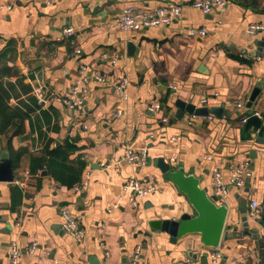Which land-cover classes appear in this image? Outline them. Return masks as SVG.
<instances>
[{"label":"crops","instance_id":"crops-1","mask_svg":"<svg viewBox=\"0 0 264 264\" xmlns=\"http://www.w3.org/2000/svg\"><path fill=\"white\" fill-rule=\"evenodd\" d=\"M192 1L0 0V55L6 56L9 81H22L36 97L42 92V109L54 107L58 115L59 131L48 136L56 145L73 142L78 149L70 159L85 163L79 189L62 187L45 170L46 175L29 173V154L44 143L28 124L20 135L0 136V153L10 156L8 142L28 151L13 164V183H0V264H8L11 241L18 243L24 264H129L136 247L137 264H202L206 252L207 264L211 252L217 264H264V134L244 129L246 103L257 87L252 109L264 126V41L261 33L246 32L264 20V0H226L223 9L208 14L186 7ZM174 4L184 8L167 27L125 33L113 23L127 6L150 11ZM66 27L74 29L73 44L62 36ZM74 48L81 56L73 55ZM82 66L83 105L68 109L61 98ZM96 75L105 81L96 83ZM123 78L125 102L115 90ZM177 100L196 108L224 105V114L178 118ZM156 103L159 109H152ZM119 108L123 116L114 118ZM127 146L146 149L147 164L125 161ZM158 158L194 175L211 196L212 173H221L227 194L220 204L229 213L218 248H204L198 235L172 244L150 229L152 222L191 213L153 165ZM240 164L244 184L237 187L230 171ZM130 179L154 188L135 208L124 188ZM253 201L260 211L255 217ZM61 208L78 218L84 241L64 233ZM33 241L38 248L30 254Z\"/></svg>","mask_w":264,"mask_h":264},{"label":"built area","instance_id":"built-area-1","mask_svg":"<svg viewBox=\"0 0 264 264\" xmlns=\"http://www.w3.org/2000/svg\"><path fill=\"white\" fill-rule=\"evenodd\" d=\"M48 3L58 0H47ZM2 4L0 3V8ZM226 6V0H193L186 7L196 9L203 14L210 13L214 8L223 9ZM184 6L181 5H169L157 7L150 11H139L133 6H127L122 10L113 23L118 29L125 33H136L141 29L153 28V27H167L170 26L181 14ZM203 32V31H201ZM199 32V33H201ZM247 34L261 33L264 41V20L262 22L251 24L246 30ZM194 32L192 31V34ZM62 36L68 39L73 44L74 29L72 27H66L62 31ZM73 55L78 57L81 56V50L74 48ZM85 68L82 66L79 71V76L76 78L73 86L65 93L62 98V104L68 109L79 108L83 105V92L80 85L87 81L86 75H84ZM96 83H103L104 77L96 75L93 77ZM128 86L127 79L123 78L120 82L115 85V90L119 93L121 101L127 100L126 89ZM39 103H44L43 94L40 90L36 92ZM203 105L206 104V100H202ZM159 104H154L152 109H159ZM123 116V110L117 109L113 117L119 118ZM125 161L144 166L147 164V151L146 149L135 150L130 146H127L124 151ZM230 180L234 186L242 187L244 184L243 178V166H233L230 171ZM129 194V202L133 208L137 206V200L144 196L151 194L154 190L153 185L137 179H130L126 181L124 186ZM79 186L75 185L74 190H78ZM211 190L217 197H224L227 194L225 185L222 182V175L218 170H214L211 178ZM250 216L255 217L259 211V205L253 201L250 203ZM60 217L62 220L61 227L65 234L71 236L78 242L84 241L85 234L80 227L78 218L71 214L68 209L61 208ZM38 248V243L33 241L28 247V252L33 254ZM8 264H24L22 262V252L16 241H11L7 246ZM140 256V248L136 247L132 252L129 264H137ZM211 263L217 264V255L213 252L210 253Z\"/></svg>","mask_w":264,"mask_h":264},{"label":"water","instance_id":"water-1","mask_svg":"<svg viewBox=\"0 0 264 264\" xmlns=\"http://www.w3.org/2000/svg\"><path fill=\"white\" fill-rule=\"evenodd\" d=\"M128 47L133 49L131 44ZM259 94L260 89L257 87L252 91L246 103L247 118L244 129L247 132L253 127L259 130V136L262 137L264 134L262 120L252 109V105ZM175 104L178 109V118L184 113L196 116L211 114L216 117H222L224 114V105L208 109L207 107L196 108L194 104H187L182 100H177ZM153 165L164 175L166 181L170 182L177 192L185 198L191 208V213H183L177 219L152 222L150 229L168 236L169 242L172 244L187 235H198L204 248L210 249V251L218 248L229 213L228 208L224 204H220L221 198L211 196L207 190L200 186L199 180L192 174H186L183 168L172 169L168 163L159 158L153 161ZM42 175H46V172H42ZM13 181V161L6 152H2L0 153V183L11 184ZM231 235H236V232L233 230ZM207 256V252L203 254L202 264H207Z\"/></svg>","mask_w":264,"mask_h":264},{"label":"trees","instance_id":"trees-1","mask_svg":"<svg viewBox=\"0 0 264 264\" xmlns=\"http://www.w3.org/2000/svg\"><path fill=\"white\" fill-rule=\"evenodd\" d=\"M5 57V54L0 55V136L20 135L28 124L30 133L44 143L41 150L29 154V173L39 176L45 170L60 186L72 188L80 182L85 168L79 158L70 159L78 147L68 139L56 145L48 136L59 131L57 110L54 107L43 110L29 86L22 81H9L11 72L3 61ZM7 149L15 166L28 153L26 148L14 150L10 142Z\"/></svg>","mask_w":264,"mask_h":264}]
</instances>
